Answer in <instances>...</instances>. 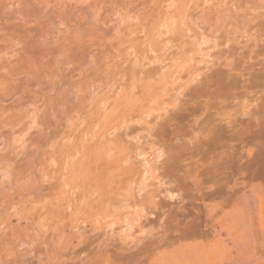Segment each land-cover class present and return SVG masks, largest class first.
Returning a JSON list of instances; mask_svg holds the SVG:
<instances>
[{"label": "rangeland", "instance_id": "obj_1", "mask_svg": "<svg viewBox=\"0 0 264 264\" xmlns=\"http://www.w3.org/2000/svg\"><path fill=\"white\" fill-rule=\"evenodd\" d=\"M151 5L141 15L111 14L117 21L112 20L127 22L121 21L124 33L112 30L116 40L109 36L104 46H95L98 52L92 49L91 60L77 65L73 80L28 98L30 103L15 112L28 115L24 123H35L25 124V132L47 127L51 133L47 139L39 136L44 144L36 140L45 146L33 144L44 151V161L28 159L29 170L42 166L43 171L28 174H43L44 182L58 179L57 194L72 188L81 194L84 179L91 190L89 210L80 209L74 221L88 226L90 239L76 233L77 251L54 259L51 249L45 264H121L112 248L122 243L145 247L126 264H264V0H154ZM130 65L146 68L147 77H137ZM5 129L0 128L4 134ZM87 147L88 177L83 179L84 172L70 178L66 153L80 159ZM32 155L37 157L31 152L28 158ZM156 196L187 203L195 231H178L166 215L157 217ZM58 237L55 251L64 243ZM22 242L19 237L0 241V260L26 248Z\"/></svg>", "mask_w": 264, "mask_h": 264}, {"label": "bare ground", "instance_id": "obj_2", "mask_svg": "<svg viewBox=\"0 0 264 264\" xmlns=\"http://www.w3.org/2000/svg\"><path fill=\"white\" fill-rule=\"evenodd\" d=\"M153 1L154 0H0V128L4 129V127H6L5 130L8 131H6L7 133L5 132L4 134L1 132L2 130H0V137L4 134L3 137L0 138L2 139L0 140V241H3L9 237H19L23 238L21 245L26 247L21 249L15 248L13 250L12 257L9 259L0 260V264H45L44 260L47 258V251L53 249L52 252H50V255H52L51 257H54V259L60 256L62 252L65 255L71 253L74 254L77 251L76 246L73 244L74 237H78L79 235L83 239H90L88 226H78L74 222L77 212L81 211L80 209L85 210L84 208L87 206L88 210L90 208L89 201L91 190L86 186V179H84L85 177H88L89 174L87 163L89 162L88 156L91 152L89 151L90 148L87 147L84 150L80 159H75L76 154L72 151L66 153L65 155L67 156L65 158L67 159L66 169L70 178H76L78 175H80L79 178H82L81 175L85 172L83 174L84 183L82 185L83 188L81 194H75V191L73 190L74 188L70 189L71 191H63V193L60 192L59 194L62 195L57 194L59 191H61L56 189L60 187L59 180H52L51 178H49V180L45 178L47 179V182H44V180H42L44 179L43 174L39 175L40 173H37L43 171L40 170V168L44 169L42 166H38V168H36L37 170L34 169V166H30V168L33 167L30 169L31 171H37L33 172V175L31 174L32 172H29L31 174L30 177L32 183L33 181L35 182L33 185L30 183V181H28L30 175L28 174V171H30L29 165H32L34 159L40 160L36 161L38 162L37 164H39L41 161H44V157L42 155L45 156V153L44 151L40 150L42 146L46 145H38L39 142L36 140L38 139L40 141L42 139L39 136H46L45 138L47 139L48 135L51 133L48 131L49 134H47V131H44L47 130V127L46 129L37 127L38 131L36 133H30L31 130H27L25 132V124L31 122L28 120V122L25 121L27 123H24L23 121V119H28V115L26 117L24 112L26 108L23 111L26 118H24L23 114V117H19L20 114L17 115L15 112L17 110L19 111L20 109L23 110V108L26 107V104L30 103L31 100L28 98L32 99V97L38 95L40 97V94H43L46 92V90H52V92H54L53 90H55L54 88L56 87V83H60L64 80H73L77 74L76 72H78L76 67H79L77 65L86 64V62H89L88 60H91L90 58H92V49H96L94 48L95 46H104L107 43V40H110L108 38L114 35L113 33L111 34L112 30H115V35H117V33H124L122 31H124L123 25L125 24H122L121 21L125 23L127 22L122 18V20L120 21L119 19L118 22H116L117 20L114 17L113 18L116 21L112 20L113 18L111 17V14L119 15L120 11L127 10L134 16L135 12H140L138 14L141 15V12H149V10H151V4ZM169 4H172L171 1ZM150 21L149 23H151ZM133 25L129 26L133 27ZM151 25L152 24L149 26ZM134 28H136V26ZM117 36L112 37L116 40ZM114 39L111 41L115 42ZM118 40L120 41V37H118ZM111 41L110 43H112ZM95 51L98 52L97 49ZM123 56L126 58L125 55ZM111 58L112 57L109 59ZM109 59L107 60L109 61ZM131 61L134 60L131 59ZM96 65L100 64L98 63ZM113 65H115V67L118 66L115 63ZM135 65H130V67H135ZM139 65H141L140 62ZM143 66L145 67L144 64ZM85 67L88 68L87 65H85ZM91 67H93V65ZM100 68L103 69L104 67L102 68L101 66ZM108 68L112 69L111 67ZM137 68L138 67H135V69ZM156 69L159 68L157 67ZM83 70L86 71V69ZM141 70V67L140 69H137V71H139V73H137V77L139 74L141 77H147L144 72V70L146 71L147 69L145 68L144 70ZM89 71L90 70H88V73ZM118 71H120V69ZM111 72L110 74H112ZM121 72H123V70ZM142 72H144V74H141ZM155 72L157 73L158 71ZM81 74H84V71ZM153 74H151V76ZM125 76L128 75L125 73L123 77ZM148 76H150V74H148ZM118 81L115 82H117L119 86L122 83ZM50 87L51 89H47ZM59 87L60 86H57L56 88ZM114 90L117 92L116 89ZM57 94L61 93L57 92ZM28 100L30 101L28 102ZM40 100L41 98L38 99V101L36 99L37 103L40 102ZM42 100L41 103L45 105L47 101L44 100L46 102L43 103ZM33 101L31 102V105L34 104ZM28 106L31 108L30 105ZM36 107H33L35 111L38 110ZM38 113L41 114L40 111ZM15 114V117H17L16 120L14 119ZM42 115H44V113H42ZM38 117L41 116L39 115ZM42 120L44 121L46 119ZM34 122L38 123V121ZM14 125H16V127H14ZM27 128L29 129V127ZM21 129H23L22 132ZM52 130L54 129H51V132H53ZM16 131L19 133L24 132L25 134H22L23 136H19L24 138L21 139L18 137V140V138L15 137L16 134H14ZM11 133L13 134L11 135ZM26 133L28 136H26ZM11 136H14L13 138L17 139V143L12 145L11 140L14 142V139H11ZM20 139L22 140L21 145H16L18 142H21ZM41 143L44 144V141ZM33 144L41 147L35 148ZM31 147L34 148L31 149ZM97 147L99 148L100 145ZM33 150L37 152L39 150V154L35 151L33 152ZM31 152L37 154V157H33L32 155L31 158H28V156L31 155ZM40 154H42L41 157ZM42 157L43 159H41ZM28 159H33V162L30 161V163ZM79 161L80 164L78 165ZM12 170L15 172L14 175L11 174ZM80 170L83 172L81 173ZM75 174L78 175L75 176ZM3 176L9 177L7 180H5V177ZM12 176H14V178L10 179ZM33 176L36 179H32ZM39 181H41V183ZM28 186L31 187L29 188ZM217 191H215V193ZM47 193L53 195V197L50 198ZM212 193L214 192L212 191ZM46 196H48L50 200H47L48 197ZM58 196H60V198ZM39 200L41 203L43 202V205L39 203ZM43 200L49 201L47 202L48 204ZM30 201H33L31 203L34 205H28ZM155 203H157L159 208H161L160 212L156 214L157 217L166 215L167 221L173 223L175 229L178 231H195V229L191 226L192 223L189 219L190 208L188 205H186L187 203L183 204L165 201L162 196H156ZM37 204H40L39 207H35ZM80 204H82L83 207ZM28 206L34 207L28 208ZM87 212L88 211L86 209L85 213ZM144 217L146 220L149 218L147 215H144ZM76 233H78V235ZM58 235L63 236L65 240L62 237L61 242L64 243H61V248V244H58L57 246H59L58 248L60 249H56L57 251H55V247H52V242L53 244L55 242L56 244L57 242L59 243L58 240H55L59 238ZM45 244H47V246H44ZM107 246L108 243L106 247ZM141 247L142 246L137 244L127 245L122 243L113 245L112 250L115 252V257L117 260L121 264H126L133 261L139 250L145 248ZM53 254L56 256H53ZM50 258L49 261L54 260Z\"/></svg>", "mask_w": 264, "mask_h": 264}]
</instances>
